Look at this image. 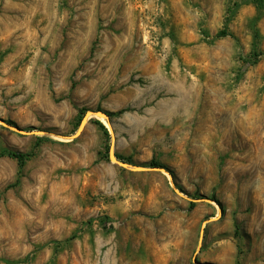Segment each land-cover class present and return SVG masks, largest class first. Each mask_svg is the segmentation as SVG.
<instances>
[{
  "label": "rangeland",
  "instance_id": "1",
  "mask_svg": "<svg viewBox=\"0 0 264 264\" xmlns=\"http://www.w3.org/2000/svg\"><path fill=\"white\" fill-rule=\"evenodd\" d=\"M0 117V264H264V0H0Z\"/></svg>",
  "mask_w": 264,
  "mask_h": 264
},
{
  "label": "water",
  "instance_id": "2",
  "mask_svg": "<svg viewBox=\"0 0 264 264\" xmlns=\"http://www.w3.org/2000/svg\"><path fill=\"white\" fill-rule=\"evenodd\" d=\"M94 116L104 117L107 120L109 119V121L111 122V120H110L111 116H110L109 112L104 111V110H88L85 113L84 117L82 118L80 126H79L77 132L73 136H71L70 138L78 137L82 133L83 129L85 128V125L88 123L89 117H94ZM0 123L2 125H4V126L8 127L9 129H12V130H14L16 132H19V133H22V134H28V133L47 134V132L44 131V130H34L32 132L26 131V130L22 129L21 127H19L18 125L9 123L7 120L3 119L2 117H0ZM111 133H112V137L114 138V133H113L112 129H111ZM109 158H110L111 161H114V162L118 163L122 167L127 168V169H131V170H134V171L154 170V171H160V172H163V173L170 174V172H169L167 167H163V166L162 167L161 166L145 167V166H142V165H134V164H131V163L127 162V161L120 160L117 157L115 151L113 150V143H111L110 148H109ZM177 192L181 193L179 190H177ZM198 200H201V199H198ZM202 200L214 201V199H212V198H204ZM209 220H211V219H209ZM203 234H204V226H203V228L201 230V239H200L199 247L201 246V243H202ZM194 262H195V264H215V263H212V262H202L197 257H194Z\"/></svg>",
  "mask_w": 264,
  "mask_h": 264
},
{
  "label": "trees",
  "instance_id": "3",
  "mask_svg": "<svg viewBox=\"0 0 264 264\" xmlns=\"http://www.w3.org/2000/svg\"><path fill=\"white\" fill-rule=\"evenodd\" d=\"M220 35H230V34L228 33L227 30H223V31H221ZM83 114H84V113H83ZM109 114H110V116L112 115V113H109ZM8 122L11 123V124H15V125H16V123H15L14 121H12V120H8ZM98 122H99V123L102 125V127L105 129L106 134H109V131H108V129L106 128V126L104 125V123H103L102 121H100V120H99ZM39 138L42 139V138H44V137L40 136ZM9 154H10L11 156H13V157H15V158L18 159L20 168L23 167V165H24V163H25V159H26L28 156L31 155V153L16 152V151H10ZM118 158L121 159V160H125V161H127V162H131V160L128 159V158H124V157H121V156H118ZM149 165H150V166H161V167L164 166L162 163H160V162H158V161H155V160L151 161V162L149 163ZM192 204H194V202H193Z\"/></svg>",
  "mask_w": 264,
  "mask_h": 264
},
{
  "label": "bare ground",
  "instance_id": "4",
  "mask_svg": "<svg viewBox=\"0 0 264 264\" xmlns=\"http://www.w3.org/2000/svg\"><path fill=\"white\" fill-rule=\"evenodd\" d=\"M97 117V116H96ZM98 118H100V119H102V120H104L107 124H108V126L110 127V128H112V123L109 121V119L107 120L106 118H104V117H99L98 116ZM103 121V122H104ZM85 124V123H84ZM84 126V125H83ZM119 253V259H118V261H117V263L116 264H124V258H123V255H122V252L121 251H119L118 252ZM146 259V258H145ZM109 262H108V264H114L115 262H112V260H108ZM143 264V263H142ZM145 264V263H144ZM151 264V263H150Z\"/></svg>",
  "mask_w": 264,
  "mask_h": 264
}]
</instances>
